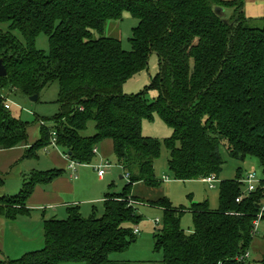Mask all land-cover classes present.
<instances>
[{
	"label": "trees",
	"instance_id": "trees-1",
	"mask_svg": "<svg viewBox=\"0 0 264 264\" xmlns=\"http://www.w3.org/2000/svg\"><path fill=\"white\" fill-rule=\"evenodd\" d=\"M217 6L235 8L228 23L216 15ZM242 6V0H0V59L6 69L0 77V149L23 146L29 157L54 137L70 159L86 163L93 147L109 139L129 176L120 193L105 194L101 216L92 211L83 217L69 206L66 218L43 220L42 248L0 264H128L109 254L135 241L140 215L131 202L132 186L159 184L154 160L161 142L141 133L142 121L154 114L172 130L163 144L175 180L218 178L220 147L239 161L255 157L264 175V18H245ZM124 11L138 20L130 50L103 32ZM40 33L48 37L47 52L34 48ZM150 53L158 56L159 70L148 84L158 95L149 101L145 90L126 94L122 85L147 67ZM52 82L58 84V112L51 127L39 119V138L30 143L27 123L4 107L5 98L18 91L38 99ZM89 121L95 132L82 135ZM61 173L31 171L17 194L0 196V216L26 213L35 185ZM241 176L237 169L233 179L219 180L216 209L192 204V232L180 225L182 207L164 195L150 201L162 213L154 234V247L163 255L159 264H246L237 257L250 247L264 198L257 190L237 202ZM256 264H264V254Z\"/></svg>",
	"mask_w": 264,
	"mask_h": 264
},
{
	"label": "rangeland",
	"instance_id": "rangeland-1",
	"mask_svg": "<svg viewBox=\"0 0 264 264\" xmlns=\"http://www.w3.org/2000/svg\"><path fill=\"white\" fill-rule=\"evenodd\" d=\"M226 1V0H225ZM243 12L247 19L257 20L264 18V0H242ZM235 8L224 7L225 13L228 18L231 17ZM232 20V19H231ZM138 20L128 12H123L121 19L108 21L104 27V35L117 38L121 47L125 50H130L131 44L129 37L131 36L132 28L136 26ZM3 29H6L7 25H1ZM20 40H23L21 34L15 30L13 31ZM94 36H99L97 32H94ZM34 48L47 52L49 50V40L46 34L40 33L34 42ZM159 70V58L155 53H150L148 59V65L145 69L134 74L128 78L122 85V90L126 94H134L145 90V97L149 101L158 95L156 88H149V80L153 78ZM58 94L57 82H52L48 86L40 91L38 99L35 101L29 100L28 96L18 92L11 91L7 94L5 102L10 109L12 115L19 117L21 120L27 123V135L29 142L39 138L36 137L39 131V119H43L48 127L52 126L50 120L58 112V103L56 102ZM95 132L93 121H89L87 127L82 131V135L91 136ZM141 133L144 136H150L156 138L161 142V149L159 156L154 160V172L155 178L158 180L157 188H161L158 192L166 196L174 206L182 207L183 212L180 216V225L186 232L193 231V219L192 213L189 208L193 203L207 202L210 209H216L218 207V183L219 180L233 179L236 175L237 169H240L242 174L239 179V188L242 187L241 179L247 173H254L257 177L263 176V172L259 161L253 156H247L244 160H237L231 158L227 151L220 147V154L223 160V165L218 178L215 174L209 175L214 177L215 184L213 187H209V184L201 179L192 180H175L169 171L167 166L168 152L163 144V140L172 134L171 128L156 114H154L151 120H143L141 123ZM102 143V142H101ZM106 144V143H105ZM107 145V144H106ZM50 146L57 149H39L36 151L35 156H29L27 159H23L22 163L16 164L14 167H8L3 182V187L6 191V195L13 196L17 194L22 186L24 180L27 177L28 171H45L48 169V153L52 150L62 153L61 147L50 142ZM109 147V145H107ZM96 153H92V158L86 162L88 168L78 169L77 174L79 177H83L82 183L79 185L76 192L68 196V202H75L78 204V209L83 217H88L92 211L96 216L103 214V194L107 191L111 193H120L128 179V173L123 172L126 180L120 179L121 170H119L113 150L106 151L108 153L103 156L104 143H98L96 146ZM58 152V153H59ZM64 154V157L68 158V155ZM61 159L62 156H61ZM17 163V161H16ZM108 163L110 168L105 169V175L103 181H99L97 177L96 168ZM21 169L22 175L17 179L15 172ZM82 172L87 174L82 176ZM127 175V177H126ZM12 177V178H11ZM25 177V178H24ZM167 177V178H165ZM207 177V176H206ZM23 178V179H22ZM205 178V177H203ZM23 181H20V180ZM138 183V182H137ZM141 184H135L132 186V194L135 195V199H132V203L136 206L137 214L140 215L138 224L133 225V233L136 235L135 241L132 242L127 249L121 252H112L109 254V258L117 262H126L128 264H159L162 261L163 255L161 250H156L154 247V234L161 228L162 213L158 207L151 206L149 196L155 194L154 188L147 187L143 182ZM94 189V192L91 190ZM95 192H101L96 195ZM163 192V193H162ZM96 200L94 198H99ZM72 200V201H71ZM17 205H15L16 207ZM13 207V206H12ZM13 207V208H15ZM27 207V206H26ZM80 207V208H79ZM30 213V212H29ZM18 214L14 219H6L9 222L7 233L2 234L0 238V259L10 258L17 259L24 253L38 250L44 246V240L37 238L39 232L42 229L41 222V210L38 212L32 211L30 214ZM66 211L62 210L61 213L55 215L56 218H66ZM29 214V215H28ZM50 217V215H47ZM264 216V209L263 215ZM47 218V217H45ZM20 227V228H19ZM21 229V230H20ZM137 229V232H135ZM43 234V233H42ZM264 219H261L257 228L253 225V239L248 249L249 257L244 260L246 264H256L260 262L264 254ZM249 260V261H248ZM54 264H85L84 262H59Z\"/></svg>",
	"mask_w": 264,
	"mask_h": 264
},
{
	"label": "crops",
	"instance_id": "crops-1",
	"mask_svg": "<svg viewBox=\"0 0 264 264\" xmlns=\"http://www.w3.org/2000/svg\"><path fill=\"white\" fill-rule=\"evenodd\" d=\"M36 137L38 138V134ZM101 142H100V144L104 143V150L102 152L103 156H106L108 153H111L113 150L112 141L109 139H105ZM105 143L107 145H109V147ZM44 148L49 149V150L50 149H57V148H54L50 145H48ZM40 149H42V148H40ZM109 149H110V152L106 153V151ZM61 150H62V148H61ZM58 152L52 150L48 153L49 154L48 155V161H47L48 169H46V170H49L52 168H59V169H62L61 175L54 178L53 180H51L48 183L36 184L33 191H32V194L29 196V198L27 200L28 211L26 212V214L29 212L31 213L32 211L38 212L39 210H41V213H39L41 215V222H43L44 219L55 217V215H57L58 212L61 213L62 210L66 211V213H65V215H66L67 210H68L67 208L69 206H74V207L78 206V204H75L74 201L68 202V199H69L68 196H70L72 193L76 192L79 185L83 181V177H79V175L77 174L78 169L89 167V166H87L86 163L79 162L75 167V171L73 172L72 170H70L68 168V164L73 159H70L69 157L68 158L64 157L63 150H62L61 154H60V152L59 153ZM24 153H25V149L23 146L13 147V148H9V149H0V176L2 178H4L5 175H8V172H6L8 167H12V166L14 167L16 164L20 165L22 163L23 159H27V157H24ZM61 156L63 159H61ZM16 161H17V163H16ZM117 166H118L119 170H121V174H120L119 178L126 180L125 176L123 175V171H122L121 166L118 164H117ZM108 168H110V167H108ZM108 168H106V169H108ZM31 171L32 170L28 171V174ZM96 171H97V168H96ZM105 172H106V170H105ZM105 172L102 175V177L98 176V173H97V177H98L99 181H103V177L105 175ZM22 173H23V171L21 169H19L18 171L15 172L17 179L22 175ZM28 174H26L25 177H27ZM85 174H87V172H82V176ZM22 179L20 181L24 180V179L23 180ZM200 179L203 180V178H200ZM4 180L5 179H2L3 182H4ZM137 184H141V183L140 182L135 183V186ZM149 188H154L153 193H156L157 196L154 197L155 194H151V196H149V199H147V200H155L158 197L162 196V194L158 195V192L161 191V188H157V187H149ZM91 191L94 192V189H92ZM95 193H96V195H98L101 192H95ZM106 193H108V192L106 191L103 194L101 201L104 200ZM1 195H6V191L3 187V185L0 186V196ZM130 195L135 196L132 194V191H131ZM94 199L99 200L100 197L94 198ZM47 215H50V217H48ZM45 217H47V218H45ZM6 219H8V218H6L4 216H0V238L1 239H2V234L4 232L7 233L6 231L8 228V224L10 222V221H8L10 219H8V220H6ZM42 233H43V231L41 230L39 232L37 238H40L43 241V234Z\"/></svg>",
	"mask_w": 264,
	"mask_h": 264
},
{
	"label": "built area",
	"instance_id": "built-area-1",
	"mask_svg": "<svg viewBox=\"0 0 264 264\" xmlns=\"http://www.w3.org/2000/svg\"><path fill=\"white\" fill-rule=\"evenodd\" d=\"M4 106L8 107L6 102H5ZM52 134H54V133H52ZM54 142H55V139L53 137L52 138V144H54ZM96 151H97L96 147L93 148V152L96 153ZM78 163H79L78 161L71 160L70 163L68 164V168L74 172L75 167ZM109 166L110 165L108 163H106V164L104 163L102 166H98L97 167L98 176L102 177V175L105 172V169L108 168ZM126 177H127V175H126ZM165 178H167V177H165ZM203 180L209 184V187H213L214 184L216 183L214 180V177H212V176H207V177L203 178ZM240 182H241L242 187H241L240 195L236 198L237 202H240L242 200L244 194L247 195L248 193L249 194L254 193L257 190H260L263 193V198H264V175L257 177L254 173H247L242 177ZM259 207H260L259 208L260 210L256 215V219L253 221V225L255 228H257L258 223L261 219V216L263 215L264 199L261 200V206H259ZM135 232H137V229H135ZM248 257H249V253H248V251H245L243 254H240L237 257V259L239 261H241V260L244 261Z\"/></svg>",
	"mask_w": 264,
	"mask_h": 264
},
{
	"label": "water",
	"instance_id": "water-1",
	"mask_svg": "<svg viewBox=\"0 0 264 264\" xmlns=\"http://www.w3.org/2000/svg\"><path fill=\"white\" fill-rule=\"evenodd\" d=\"M214 11H215L216 15H218L224 23H228V17L226 15L223 7L217 6V7H215ZM5 74H6V69L2 63V60L0 59V77L5 76ZM36 99H37L36 95L29 97V100H31V101H35ZM69 154H70V152H69Z\"/></svg>",
	"mask_w": 264,
	"mask_h": 264
}]
</instances>
